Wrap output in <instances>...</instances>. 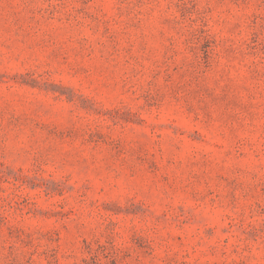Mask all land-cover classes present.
I'll return each instance as SVG.
<instances>
[{
  "label": "rangeland",
  "instance_id": "1",
  "mask_svg": "<svg viewBox=\"0 0 264 264\" xmlns=\"http://www.w3.org/2000/svg\"><path fill=\"white\" fill-rule=\"evenodd\" d=\"M0 264H264V0H0Z\"/></svg>",
  "mask_w": 264,
  "mask_h": 264
}]
</instances>
